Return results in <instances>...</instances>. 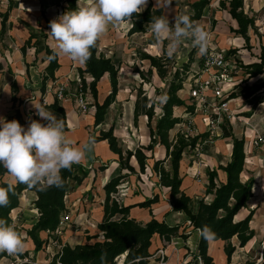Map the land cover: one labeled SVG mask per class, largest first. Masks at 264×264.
Returning <instances> with one entry per match:
<instances>
[{"label":"trees","instance_id":"obj_1","mask_svg":"<svg viewBox=\"0 0 264 264\" xmlns=\"http://www.w3.org/2000/svg\"><path fill=\"white\" fill-rule=\"evenodd\" d=\"M13 1L6 0L7 9L5 13L0 14L1 31L5 30V22L12 9ZM64 3L65 6L62 13L75 10L77 7V0H64ZM209 3L210 0H195L190 4L192 9L190 18L193 22L201 18L203 10ZM219 6L222 9H227L231 18L236 21L237 28L233 32L239 34L248 43L249 37L247 32L249 28L254 29L255 20L243 12V0H221ZM160 15H163L162 9L153 8L152 4H149L142 13L133 15L128 34H144L148 32V23L151 21L152 16ZM41 36L46 38L44 33ZM33 38L37 39L38 35L30 33L28 39L21 47L23 55L26 52V47L30 45ZM45 55L48 64L41 76V91L45 89L48 81L54 80V74L60 66L58 57L50 59L52 50L47 46L45 47ZM139 59L149 62V70L147 73L151 74L152 69H155L158 77L162 80L170 76L168 88L164 94L168 99L164 105H161V112L156 119L154 127L151 125V120L154 116L153 102L145 111L150 138L148 145L138 146L133 150L124 149L119 140L114 137L112 127L107 131H100L99 136L95 140H107L109 149L117 154L121 168L127 170L129 173L135 172L134 168L129 164L131 157L135 158L139 171L143 173L148 165L146 152L152 151L156 144L163 145L166 150L165 157L161 160H155L151 165V171L158 178V185L168 189L172 211L183 212L188 218L189 226L199 232L196 256L200 258L202 264H212V258L207 254L209 239H205L201 235L202 228L207 225L215 233V237L210 240L227 241L223 249L229 262L232 253L236 249V246L232 245L229 240L235 236L238 241V246L243 247L254 236L253 230L249 227L254 209L249 210L244 218L237 221L234 220L241 209L247 208V202L253 195V180L248 179L242 181L240 178L244 169L245 140L242 136L238 137L234 135L228 119H223V123L219 126L221 129L220 136L222 138H230L232 142L228 162L218 166V170H221L225 174V179L222 182L218 180L216 169L206 170L207 185L203 196L198 200L196 210L192 212L189 206L192 198L180 189L182 178L179 175V163L186 149H195L201 142L208 138L209 134L202 133L190 136L178 132L172 139L169 136L170 130L181 122L179 117L173 115L174 108L183 107L185 108L184 113L189 115L193 113V106H188L186 101L177 95V92L182 89V84L187 78L192 59L189 58L186 63L175 69L173 73L169 72L166 63L167 59L163 56H152L146 53H140ZM201 62L202 60H199V63ZM239 68L243 72L241 84L245 85V89L242 91L245 98H249L264 88V81L249 83L250 80L264 75V55H260L258 62L241 63ZM77 71L79 83L76 86V90H78V93L84 94L85 92H89L92 95L95 107L94 119L97 125L103 121L105 110L112 103L117 93L118 69L113 64L111 58L104 57L98 51L96 44L91 49L90 59L85 64H82V67H78ZM137 72L141 75L139 71ZM104 75L108 76L110 91L103 102L99 104L97 102V84ZM85 76L90 78L88 82ZM11 91L12 93L16 92L14 83L11 85ZM236 96L234 89L227 93L228 100L236 98ZM12 100L15 101L14 96H12ZM139 105L138 94L134 104L133 116L135 122L140 111ZM43 107L48 111L54 112L64 120L63 109L56 97L53 103L44 105ZM13 119L18 120L22 126L26 123L19 110L15 111L11 120ZM167 160L169 161L168 168L165 167ZM79 168H81L79 165L73 164L70 170H62V187H49L45 190H40L39 188L29 189L24 184L16 183L12 185L13 191L9 193L10 204L7 207H0V218L5 219L11 224L9 214L11 210L18 206L19 193L24 189L34 190L37 195L34 205L39 212V218L28 231V236L33 240L35 250H39L43 241L39 238L38 232L46 231L49 233L56 230L60 214L64 209L63 197L69 189V182L71 180L78 182L80 178L85 177V175L80 177ZM7 173V170L0 165V187H8L9 184L7 182L1 181V177ZM123 176L119 175L112 178L103 187L107 195L103 204V220L97 226L103 235V240L96 241L92 244H80L74 247L64 246L60 254L55 256L51 264H116L115 258L121 254H125L124 263L126 264H145L151 256L149 248L153 235H159L164 241H169L171 237L178 235L180 226H169L164 221L158 222L155 219H151L142 225L132 218L113 219V216L116 214L125 215L129 209L127 206H117L115 202L109 200L108 195L115 191V187ZM208 197L209 199H206ZM156 200L157 196L155 195L153 198L146 199L139 205L141 207H147ZM181 236L185 238L184 234ZM94 238H97V236ZM0 254L5 255L6 253ZM17 258L25 260L17 264H34L36 261L34 257H29L27 251H24ZM262 260H264V249H262Z\"/></svg>","mask_w":264,"mask_h":264},{"label":"crops","instance_id":"obj_2","mask_svg":"<svg viewBox=\"0 0 264 264\" xmlns=\"http://www.w3.org/2000/svg\"><path fill=\"white\" fill-rule=\"evenodd\" d=\"M220 1L221 0H210L209 5L203 10V18H205L204 16L206 14H209L212 20L211 24H215V27H220L221 25L229 26L228 30L231 31L229 32L231 34V38L210 39L212 45L211 49L213 48L218 51L225 50L228 54L230 53L229 55L239 57L243 60L245 59V64L258 62L260 55H264V39H250L249 30L253 31L255 27L254 29H248V43H246V41L239 34L234 33L233 30L237 28V23L231 18L227 9L220 8ZM151 2H154V0H151ZM151 2L148 1L147 6L149 4H152L153 6V3ZM42 5H45V0H14L12 4V9L9 12L7 18V20L9 19V22H12L8 24L9 26L11 25V28L8 29L9 33L6 32V25L5 30L1 31L0 18V116L10 121L13 115L15 114V111L19 110L26 121V123L23 125L26 128L30 119H40L39 116L36 114V109L33 107L32 102L42 106L53 103L55 98V87L58 84L64 85L65 89L67 90H65L66 98L64 99V101L59 103L64 112V121L66 125L67 135L74 141L76 146L86 149L85 159L81 163L76 164L88 171L87 177H85L84 180L81 182L79 189H83L86 191L91 186H93V184L95 185L98 183L100 191L104 192L103 187L108 181L119 175H124L120 181H126L125 183L129 185V188L127 187L126 189V191H129V193L124 199V206L129 207V218H133L141 224H146L151 219H155L158 222L164 221L169 226H180V231L178 230L180 233H178L175 238L171 237L169 241H164L157 234L153 235V237L151 238V246L149 248V253L151 254V256L147 259V262L145 264H159L157 259L153 257V254L156 249L162 247L165 244L168 245V243L172 244V246H170V244L168 246L170 247V251L171 247L175 248L173 251V253H175L173 254L172 258L169 259L172 264H177L174 255H176L179 260H182V264H202L200 258L196 256V246L199 239V232L193 230L192 227L189 226L188 218L183 212L172 211L168 196V189L158 185V178L151 171L152 163L155 160H161L165 157V147L161 144H156L153 147L152 151L146 152V156L148 157V165L146 166L145 171L143 172L144 174L139 171L138 164L135 158L131 157V159L129 160V164L134 168L135 172L129 173L127 172V170L121 168L118 156L109 149L107 140H95V138L99 136L100 131H107L110 127H112L114 137H116L119 140L121 146H123L122 143L125 144L126 136L130 134L131 130L137 131L138 129L135 126L136 124H134L135 121L133 116L134 104L136 99H131L130 95L129 105H132V108L130 110V119L127 123L121 122L117 127L115 125H112V123L108 124V108L119 102L125 96V89H120L118 81V90L115 95V98L112 103L106 108L103 121L96 125L94 119V99L92 95L89 92H85L84 94H82L88 102V111L82 113L77 109V104L75 101L76 95L71 94V91H74L77 88L76 81L79 79L77 69L78 67H82V64L75 63L64 56L58 57V63L60 66L54 74V80L48 81L46 83L45 89L41 91V76L45 67L48 64V60H46L45 55V47L47 46L49 49L52 50V41L49 39L47 33L48 31H50L49 22L51 21V19H49L46 13H43L45 9H43ZM6 9V0H0V14L5 13ZM243 12L249 17H253L256 22H260V19L257 18V15H260V13H264V0H243ZM21 19L30 27L36 28L34 30L36 33H39L37 29L40 30L43 27V32L46 35V38H43L41 36V32L40 35H38L37 39L33 38L30 42V45L26 47V52L24 55L21 52V47L24 45L30 33L32 32L27 30L24 26L19 23L18 20ZM209 19L210 18H207V20L203 22L202 26L205 29L209 27ZM126 24H128V28H130L131 23ZM6 33H8L9 35L11 34V36L6 37ZM2 35L5 36L3 37ZM248 46L250 47V49L247 48ZM98 51H101L100 47H98ZM106 58H111L113 62L112 57ZM115 67L117 68V66ZM240 73L243 74L242 71H240ZM154 76L158 80L160 79L156 71H154ZM85 78L87 82L90 80L88 76ZM236 78L237 77L235 76L234 82ZM13 83L16 86L15 93H12L11 91V85ZM69 85H71L72 87H70ZM262 90H264V88H262ZM109 91V79L106 75L105 81L100 80L97 84V102L99 104L103 102ZM69 95H71L74 99H70ZM12 96L15 97V101L12 100ZM184 110L185 108H183V112ZM57 117L59 116L57 115ZM203 120L204 119H198L197 121L199 123H203ZM41 122L46 123V121ZM155 123L156 120L152 122V127L155 126ZM140 130L142 131V128H139V131ZM172 130H170L169 132L170 139L173 138ZM232 132L234 133V135H236L235 131ZM219 139L222 140V143H219L229 146L228 158L226 159V162H228L232 146L231 139L222 138L221 136L219 137ZM130 140L127 141L129 142ZM244 140V152L246 156L244 161V169L240 175V178L242 181L252 179L254 182V189L255 187H257L256 183H259L260 179L254 174H248L246 172V160L252 155V147L251 145H248L246 137ZM149 141V131L148 134L143 131L140 146L148 145ZM218 148H220V146ZM215 152L210 154V156L206 158V167H208L209 170L216 169L217 178L219 181L222 182L225 179V174L221 170H218V166L224 165L226 162H221L219 155L220 151L218 149H215ZM243 173H246L249 177L243 180ZM142 174L145 176L139 179V176H141ZM148 176L152 177L151 181L148 179ZM94 177H96L95 180ZM180 177L182 178L180 189L184 191L187 195H189V191H192L194 187L189 186L190 182H188L187 179H184L183 176L180 175ZM203 183L201 182L200 185H197L195 182V200L194 197H191L192 200L189 204L192 212L196 210L198 200L200 197L203 196L204 190L206 188V171L205 177H203ZM259 187L264 188V184H262V186H258V190ZM132 189H134V191L138 194L131 193ZM260 192H264V190L260 189ZM252 193L254 194V190H252ZM155 195L157 196V200L149 204V206L141 207L139 205L146 199L153 198V196ZM30 196L33 198L32 193H30ZM206 199H209V197ZM98 202V206L94 209L96 212L95 216L97 219V224H99L98 222L102 220L104 214L103 207L100 204V201ZM262 203H264V199H255L253 195L247 202V208L248 206H250L249 210L254 209V213L249 222V227L253 230L254 236L243 247L238 246V241L235 236L229 240L232 245L236 246V249L232 253L229 262L227 261L223 249L227 241H208L207 254L212 258V264H264V260H262V249H264V208H262ZM247 208L241 209L235 216L234 220L237 221L239 219L244 218L248 214V212L243 216H240V214L243 210L247 211ZM184 230H186L187 232L185 233ZM182 234L185 235V238L181 236ZM168 252L169 250L166 249L167 254ZM3 255L4 254H0V256Z\"/></svg>","mask_w":264,"mask_h":264},{"label":"rangeland","instance_id":"obj_3","mask_svg":"<svg viewBox=\"0 0 264 264\" xmlns=\"http://www.w3.org/2000/svg\"><path fill=\"white\" fill-rule=\"evenodd\" d=\"M148 1L151 2V0ZM194 1L195 0H172L170 6L162 9L163 15H167L170 22L173 21L175 15L186 14L190 17V15H192L190 4ZM81 2L83 3V0H81ZM164 2L166 3L167 0H164ZM151 3H153V6L156 5V0ZM64 6V0H45V5H42L43 9H45L43 13H46L49 19L53 20L63 14L61 9H63ZM204 17L205 18H203L202 12L201 18L198 21L194 22L203 25V22L207 20V18H210V24H208L209 27L206 28V30L210 34V39L231 38V34L229 33L231 31L228 30L229 26L221 25L220 27H215V24H211L212 20L209 14H206ZM257 18L260 19V22H256L255 20L254 25L257 26H254L255 29L253 31L249 30L250 39H264V13H260V15H257ZM18 21L27 30L35 33L36 35H40L41 32L44 33L43 27L40 30L37 29L39 33H36L34 31L36 28L30 27L22 19ZM5 23L6 32H8V29L11 28V25L9 26L8 24L12 22H9L8 19ZM128 27V24L121 25L120 27H110L108 32L98 40L97 47L101 48L100 53L103 56L112 57L113 63L118 68L117 75L120 89H125V96L119 102L108 108V124L112 123V125H115L117 127L121 122L127 123L130 119V110L132 108V105H129L130 95L131 99L135 100L137 98L136 95L139 94L140 111L136 122H134V124H136L135 126L138 129L137 131L131 130L130 134L126 136L125 144L122 143V147L124 149H135L137 146H140L143 131L148 134L145 111L148 108L149 104L152 103L151 98L154 96L164 95L167 91L170 81V76H167L163 80H158L154 76L155 69H152L151 74L147 73V71L149 70V62L146 60L141 61L139 59V54L146 53L152 56L165 57L167 59L166 63L170 73H173L175 69L186 63L189 58L192 59L187 78L184 81V84H182V89L177 92V95L188 103H191V101L188 99L190 84L187 79L190 74L193 73V71L197 72L198 68L201 67V63H199V60H202L204 56L198 55L197 49L193 48L191 46V42L189 41L186 42V44L182 47L179 55L169 57L166 51V41L163 43L155 41L154 36L150 30L144 34L129 35ZM8 33L5 34L6 37L11 36V34L9 35ZM247 48L250 49L249 46ZM209 50L215 49H211L210 47ZM234 59L238 63V68L240 67L241 63H244L245 60L235 56ZM137 71H139L141 75H139ZM240 71H238V73L235 75L237 78L234 82L233 88L237 96L235 99L227 102L228 112L220 113L219 116H217L219 118H222L221 120H217L216 114H213V107L217 104V100L219 99V97H214L212 94H210L207 98L208 105L206 106V113H204L202 110H199L189 115L184 114L182 107H176L173 109V115L181 119V122L172 130L173 137L178 132L190 136H195L202 133L209 134L208 138L201 142L200 145H198L195 149H186L183 153L182 160L179 163V174L183 176L184 179H187L188 182H190L189 186L194 187L192 191H189L190 197H194V200L195 182L197 185H200L201 182L203 183L205 171L208 169V167H206V158L210 156V154L214 153L215 149H218L220 151L219 155L222 163H225L226 159L228 158L229 146L221 144L222 140L219 139L221 135V129L219 126L223 123V119H225L226 116L231 129L232 131H235L236 136H242L244 139L246 137L248 145H251L252 147V155L251 157L247 158L245 169L248 174H254L260 179V182L256 183L257 187L253 189V197L255 199H264V192H260V189L264 190V188L259 187L258 190V186H262V184H264V108L261 107V105H264V90L261 89L249 98H245L242 94L243 89H245V85L241 84L242 74L240 73ZM105 79L106 75L101 79V81H105ZM252 81L262 82L264 81V75L249 81V83H251ZM76 83H79V79L76 81ZM69 86L72 87L71 85ZM77 91H71V94L76 95L75 100L79 94ZM82 96L84 97V95ZM69 98L74 99L71 95H69ZM160 107L161 105L153 103L154 116L152 118V122L156 120L158 115L160 114ZM213 117L216 118L213 119ZM198 119H204L203 123H199L197 121ZM139 128H142V131H139ZM127 140L130 141L128 142ZM255 142L257 144H255ZM219 146L220 148H218ZM168 163L169 161L167 160V162L165 163L166 168H168ZM78 171L80 173V177H82L83 175L87 177L88 171L83 167L79 168ZM143 174L139 176V179L145 176ZM248 177L249 176H247L246 173L242 174L243 180ZM84 178H80L78 182H76L75 180H71L69 182V189L63 197L64 209L60 214L58 226L54 232H38V236L43 242L40 249L37 251L35 250L33 240L28 236V231L32 228V226L37 222L39 218V212L34 205V202L37 199V195L34 190L28 189H24L19 193L18 206L10 211L9 217L11 220V224H15L16 230L21 233L22 237L25 240V251L28 252L29 257H34V259L36 260L34 264H51L55 256L60 254L64 246L74 247L80 244H92L96 241L103 240V235L97 227L98 224L95 216L96 212L94 209L98 206V201H100V204L103 207L107 194L105 191H100L98 183L95 185L93 184V186H91L86 191L83 189H79V186ZM95 178L96 177H94V180ZM148 179L151 181L152 177L148 176ZM1 181H5L8 184L12 183V185L16 184V182L12 180L11 176L8 173L4 174L1 177ZM125 182L119 181L117 186L115 187V191L108 194L109 200L115 202L117 206H124V199L129 193L128 190L126 191L127 187L129 188V185H127V183ZM30 193L33 194V198L30 196ZM131 193L138 194L134 191V189H132ZM262 208H264V203H262ZM249 209L250 206H248L247 211L243 210L240 216L247 214ZM128 213L129 209L125 215L116 214L115 216H113V219L118 220L120 218H129ZM102 220L98 223H101ZM179 231L178 233H180ZM184 232L186 233L187 231L184 230ZM95 236H97V238H94ZM173 238H175V236ZM169 244L170 246H172L171 243H168V245L165 244L166 246L163 245L162 247L156 249V251L154 252L153 257L157 259L159 264L161 262V257L158 256L159 254H157V251L160 249L169 250L167 254L168 256H165L163 261H167V264H172L169 259L172 258L173 254L175 253H173L175 248L171 247L170 251V247H168ZM124 259L125 254H121L115 258V262L116 264H126L124 263ZM23 261L25 260H20L19 258H17V256H10L7 253L3 256H0V264H17ZM179 261L180 262H177V264H182V261Z\"/></svg>","mask_w":264,"mask_h":264},{"label":"clouds","instance_id":"obj_4","mask_svg":"<svg viewBox=\"0 0 264 264\" xmlns=\"http://www.w3.org/2000/svg\"><path fill=\"white\" fill-rule=\"evenodd\" d=\"M171 3L172 0L166 3L156 0L154 8H167ZM147 4L148 0H83V3L77 0L75 10L49 22L50 59L64 56L85 64L91 57V49L110 27L132 23L133 15L142 13ZM148 25L155 41L167 42L169 57L179 55L189 41L200 56L207 55L211 47L209 32L186 14L175 15L171 22L167 15L152 16ZM167 99L166 95L151 98L159 105H164ZM32 104L40 119H30L26 128L18 120L9 121L0 116V165L12 180L29 189L62 187V170H70L73 164L81 163L86 157V149L76 146L67 135L62 118L42 105ZM12 191V183L7 188L0 187V207L10 204L9 193ZM201 235L209 240L215 237L207 225L202 228ZM25 248V240L15 224L0 218V253L19 256Z\"/></svg>","mask_w":264,"mask_h":264},{"label":"built area","instance_id":"obj_5","mask_svg":"<svg viewBox=\"0 0 264 264\" xmlns=\"http://www.w3.org/2000/svg\"><path fill=\"white\" fill-rule=\"evenodd\" d=\"M238 71V63L233 55H229L225 50H209L208 54L202 59L198 71H193L187 79L190 84L188 99L191 103L186 102V104L193 106V112L202 110L206 113L207 98L212 94L214 97H219L217 104L213 107V114H216L217 117L220 113L228 112L227 102L232 99H227V93L233 90V82ZM54 95L59 102L64 101L66 98L64 85L58 84L55 87ZM75 101L78 111L82 113L88 111V102L81 93L78 94ZM216 117H213V119ZM225 118L227 119V116ZM221 119L217 117V120ZM255 144L257 143L255 142ZM157 254L161 257L160 264H167V261H163L164 257L168 256L166 250L160 249ZM174 256L176 261L180 262L179 258L176 255Z\"/></svg>","mask_w":264,"mask_h":264},{"label":"bare ground","instance_id":"obj_6","mask_svg":"<svg viewBox=\"0 0 264 264\" xmlns=\"http://www.w3.org/2000/svg\"><path fill=\"white\" fill-rule=\"evenodd\" d=\"M120 259V258H119Z\"/></svg>","mask_w":264,"mask_h":264}]
</instances>
